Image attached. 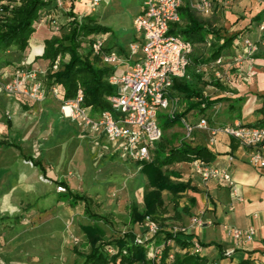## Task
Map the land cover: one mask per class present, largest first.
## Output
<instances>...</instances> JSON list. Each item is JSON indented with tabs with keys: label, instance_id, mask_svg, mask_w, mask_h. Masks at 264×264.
<instances>
[{
	"label": "rangeland",
	"instance_id": "1",
	"mask_svg": "<svg viewBox=\"0 0 264 264\" xmlns=\"http://www.w3.org/2000/svg\"><path fill=\"white\" fill-rule=\"evenodd\" d=\"M92 1L79 0L77 8L86 6L84 14L90 15ZM138 2L103 0L96 12L106 5L109 11L105 17L109 18V22L117 18L129 21ZM68 8L65 4L44 11L37 27L45 25L49 30L48 36L60 37L67 26ZM247 36L257 43V50L249 55L242 46L243 52L240 53L246 55L245 58H253L254 69H247L246 72L248 77H254L256 59L264 57V45L261 44L264 30L260 25L250 32L247 28L238 44ZM139 37L140 40L135 42L140 44L142 33ZM19 56L16 48L0 53V69L11 70L14 66L15 69ZM229 69L230 66L226 70ZM207 93L212 94L209 89ZM7 119L12 120V128L8 127ZM183 124L184 120L180 121L167 134L163 129L162 141L168 145H177L183 140L192 141L191 137H186ZM17 132L21 134L20 149L13 145L0 148V264L83 263L84 259L74 252V247L87 248L88 242L81 227L91 221L84 215L83 203L71 206L59 194L63 190L58 182L60 180L66 181L73 191L87 194L93 199L94 211L107 215L110 222L100 223L107 231V241L122 237L132 228L131 206L135 202L143 205V192L147 184L137 162L122 160L118 155L105 151L101 143H96L94 136L85 133L79 124L62 115L56 99L25 103L19 98L11 99L10 95L0 93V139L19 142L15 138ZM23 155L41 160L47 175L44 176L33 160H27ZM112 155L117 157L112 159ZM172 168L177 170L176 165ZM163 197L168 210L173 212L171 194L164 191ZM165 218L158 222L160 225L163 222L166 228L187 227L178 222L175 214ZM144 229L143 226L142 232ZM155 240L161 242L162 235L156 236ZM172 245V252L175 253L178 247Z\"/></svg>",
	"mask_w": 264,
	"mask_h": 264
},
{
	"label": "trees",
	"instance_id": "2",
	"mask_svg": "<svg viewBox=\"0 0 264 264\" xmlns=\"http://www.w3.org/2000/svg\"><path fill=\"white\" fill-rule=\"evenodd\" d=\"M58 0H8V3L0 5V53L4 54L12 48H16L19 53H25L30 45V39L37 31L38 21L41 19L44 11L51 10L58 6ZM70 3L68 10L69 20L65 31L60 37H51L45 39L44 53L41 58L45 60L44 76L47 87L58 85L62 92V99L73 98L81 88L84 93V105L91 107L92 114L100 113L104 110H111V104L107 97L116 93V87L110 83L109 76L114 73L115 68L106 64L102 57L95 54L92 44L100 33H107L111 30L109 26L98 22L96 16L86 15L82 18L74 12L76 0H66ZM181 20L171 24L170 34H180L186 40L193 44L205 42L209 34L215 35V42L211 44V52L206 59H193L191 62L208 63L216 61L223 56L226 50H229L239 39L243 32L231 35L222 33V28H217L211 23H207L200 18L190 5H182L179 9ZM252 21H264V8L256 13ZM105 50L108 48L105 47ZM60 57L61 62L58 69H53V63ZM24 65V64H22ZM1 66V65H0ZM21 66V65H18ZM16 66V67H18ZM189 80L187 77L175 78L173 91L179 101H186V109L177 112L174 118L166 114H161V126L168 130L179 123L184 116L191 110H198L202 114L217 103L230 100L231 97L221 96L210 98L203 91V86L214 85L221 90L226 88L217 80L200 81ZM202 84V85H200ZM177 95V96H176ZM56 99L58 102L62 99ZM245 96H240L243 101ZM262 117L252 125L264 124V104L258 109ZM206 116V115H205ZM210 122V121H209ZM212 126L214 125L210 122ZM7 125L12 128L11 119H7ZM21 134L16 133V140L19 141ZM21 148V142L0 139V148L9 146ZM152 159L150 161L137 162L140 166V172L147 179V184L143 192V205L137 202L131 206L130 222L132 228L126 231L122 237L107 241V231L100 225L101 222L108 224L110 221L105 214L98 213L93 209V199L87 194L73 191L69 184L64 181H58L63 188L59 194L66 198L71 206L84 204V215L90 224L82 225L81 229L86 236L88 246L86 249L74 247V252L84 259L82 264H156L148 257L149 248L135 243L136 233L134 225L143 223L147 217L156 221L166 220L165 215L169 212L163 192L168 191L171 194L172 201L177 214L179 211V200L183 193L189 189L197 190L191 184V181H184L181 171L172 167L182 162H194L201 160L206 164H212L216 154L207 145H193L189 141H181L177 145H168L161 141L157 142L152 148ZM23 157L27 160H33L32 157ZM112 155L110 158L115 159ZM34 165L41 169L44 176L47 175V169L41 160H33ZM174 178H177L176 181ZM192 205L195 201L191 200ZM182 212L190 214V208L184 207ZM1 222V218H0ZM161 234L164 240H172L173 244L181 250L174 253V258L169 261L168 258L173 250V245H167L164 248L163 257L160 264H209V259L201 253L194 251V241L185 237L187 233H178L173 235L161 223ZM116 245L119 247L118 253L111 255L106 250L107 245ZM126 250V253L123 251ZM238 264H251L249 259H243Z\"/></svg>",
	"mask_w": 264,
	"mask_h": 264
},
{
	"label": "built area",
	"instance_id": "3",
	"mask_svg": "<svg viewBox=\"0 0 264 264\" xmlns=\"http://www.w3.org/2000/svg\"><path fill=\"white\" fill-rule=\"evenodd\" d=\"M100 1L93 0L92 5L96 6ZM57 3L63 4L62 0ZM182 3L183 0H144L143 9L134 15V27L142 33V38L140 44L133 41L129 45V54L133 57L140 51L141 56L134 60L130 69L121 74L114 72L109 76L110 83L116 87V93L107 97L111 110L92 114L91 107L84 105L81 88L75 97L62 99L58 85L47 87L44 80L46 70L41 65L16 67L7 80L0 81V90L10 96H20L32 101L61 97L59 107L62 115L79 124L85 133L94 136L96 143H101L105 151L126 161H150L152 148L163 138L160 115L166 114L174 118L178 111L179 100L172 89L174 79L185 77L191 64L194 44L180 34L169 32L171 24L181 20L179 9ZM195 8L202 14H209L213 11V3L211 0H198ZM260 28L264 30V21ZM243 43L244 51L249 55L257 50L258 45L250 36L245 37ZM261 44L264 45V39H261ZM105 47L104 37H96L92 44L94 53L100 55L106 64H117L121 59L118 52L105 50ZM247 59L248 70H251L253 58ZM60 62L59 57L53 63V69H58ZM222 62V57L216 60L217 64ZM184 129L187 138H192L197 130L207 131L211 142H214L217 134H227L237 139L241 145L254 148L249 157L250 164L255 168H264V124L252 125L236 121L233 124L212 126L208 117L203 115L194 123L184 120ZM192 166L203 182L215 181L233 192L236 191V183L226 168L206 164L201 160L192 162ZM142 225L145 229L142 233H136L135 243L148 247L149 259L160 264L164 248L173 242L164 240L158 221L147 217ZM192 225L203 227L204 222L196 215L192 218ZM188 228L173 226L166 230L177 235L187 233ZM225 228L236 246L253 241L257 232L253 225L245 228L226 225ZM158 235H162L161 242L155 240ZM193 249L202 252L203 247L198 240L194 242ZM106 250L113 255L118 253L119 247L107 245ZM123 252L126 253V250ZM173 258L172 252L168 260Z\"/></svg>",
	"mask_w": 264,
	"mask_h": 264
},
{
	"label": "crops",
	"instance_id": "4",
	"mask_svg": "<svg viewBox=\"0 0 264 264\" xmlns=\"http://www.w3.org/2000/svg\"><path fill=\"white\" fill-rule=\"evenodd\" d=\"M102 1L96 6H93L91 2L90 6L93 8L90 15L96 16L99 23L111 28L109 32L100 33L98 36L104 37L105 46L108 50L118 52L121 59L112 66L115 68V73L121 74L130 69L134 65V60L141 56L140 51H138L133 57H130L129 44L140 40V33L134 27L133 17L143 9L144 0H139L129 21L117 18V20H112L114 22H109V18L105 17V14L109 11L106 5L102 10L99 9L96 12ZM104 1L111 2V0ZM211 1L213 2V11L205 15L197 13V10H195V2H198V0H183L182 5H190L200 18L217 28H222V33L226 35L238 32L244 33L247 28L250 32L261 23L251 19L264 8V0H252L250 3L249 0ZM62 2L63 4L58 6L67 4L70 8L69 1L62 0ZM2 3H8V0H1ZM78 3L79 0H76L74 12L79 18H82L85 16L86 6L77 8ZM48 33L47 26L40 25L37 27L26 52L20 53L16 66L21 64L43 66L46 63L41 56L44 53L45 39L52 37L48 36ZM240 38L236 39L234 45L224 52L222 56L223 64H217L216 61L199 64L202 59L209 56L211 44L215 42L214 34H209L205 42L194 44L191 56L199 63L191 62L185 77L189 80H196L199 77L202 79L199 80V83L204 80H217L226 90H221L214 85H207L203 86L204 93L210 98L221 96L231 98L215 104L204 114L196 109L191 110L182 120L194 123L201 116L206 115L212 124L218 126L233 124L236 121L254 123L255 119L257 121L262 117L258 109L264 104V57L261 56L256 59L257 67L253 71L255 76L248 77L246 72L249 65L248 59L245 58L246 55L240 53L243 52L242 46L244 47L242 39L239 43L241 47L238 44ZM228 66H230V69L227 71ZM252 69L254 68L252 67ZM11 70L1 68L0 72L3 76L0 79L7 80ZM225 72H228V75H225ZM207 89L212 94H208ZM211 89H214V91ZM0 93L5 92L0 90ZM173 94L175 96L176 93L173 91ZM240 96H245V99L240 101ZM10 97L11 99L13 97L19 98L25 103L37 102L20 96ZM178 109V112L185 110L186 101H179ZM253 117L254 119H252ZM169 131L170 129L166 130V134ZM190 139L193 145H207L216 154L212 164L226 168L231 173L236 183V191L233 192L232 189L215 181L203 182L201 177L194 172L192 162L178 163L176 168L183 175L181 179L184 181L190 180L197 190L189 189L183 193L179 200L180 214H177L174 207V211H169L165 216L175 214L179 223L189 227L185 237L194 242L198 240L201 243L203 247L201 255L209 259V264H238L243 259H249L251 264H264V168H255L250 164L249 157L254 148L245 147L237 139L224 133L217 134L214 142H211L207 131L197 130ZM231 157H233L232 160ZM185 172H188V174ZM192 199L195 201L193 205ZM231 206H234V208L232 209ZM184 207L190 208V214L182 212ZM196 215H199L203 220V227L192 225V218ZM141 225V223L134 225L135 233L142 232L143 226ZM226 225L242 228L253 225L256 227L257 232L253 241L236 246L227 233ZM177 250L181 249L178 247Z\"/></svg>",
	"mask_w": 264,
	"mask_h": 264
}]
</instances>
